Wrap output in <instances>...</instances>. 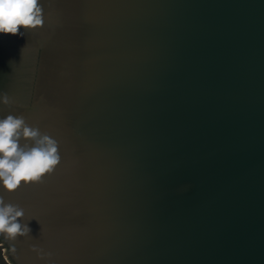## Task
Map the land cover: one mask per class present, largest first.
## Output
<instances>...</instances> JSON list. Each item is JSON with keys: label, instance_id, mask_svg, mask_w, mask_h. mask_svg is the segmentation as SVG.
Instances as JSON below:
<instances>
[{"label": "water", "instance_id": "1", "mask_svg": "<svg viewBox=\"0 0 264 264\" xmlns=\"http://www.w3.org/2000/svg\"><path fill=\"white\" fill-rule=\"evenodd\" d=\"M39 3L0 34V119L60 162L0 188L11 264H264V0Z\"/></svg>", "mask_w": 264, "mask_h": 264}, {"label": "clouds", "instance_id": "2", "mask_svg": "<svg viewBox=\"0 0 264 264\" xmlns=\"http://www.w3.org/2000/svg\"><path fill=\"white\" fill-rule=\"evenodd\" d=\"M43 10L39 0H0V34L16 36L21 28L25 30L42 27ZM3 103H9L5 94ZM31 141V145H21V139ZM60 162L58 142L38 128L26 124L22 116L8 115L0 119V188L12 193L21 186L37 182L50 173ZM24 211L18 206L6 204L0 197V235L5 240L30 233V228L16 222L23 217ZM35 250V249H34ZM0 255L5 264H11L3 253ZM11 251H15L14 248Z\"/></svg>", "mask_w": 264, "mask_h": 264}, {"label": "rangeland", "instance_id": "3", "mask_svg": "<svg viewBox=\"0 0 264 264\" xmlns=\"http://www.w3.org/2000/svg\"><path fill=\"white\" fill-rule=\"evenodd\" d=\"M0 244H1V241H0ZM3 245V244H2ZM4 248V247H3ZM5 249V248H4ZM4 255H6V252L5 253H3ZM2 255H0V258H1V260H0V264H5V262H4V260H3V256L1 257Z\"/></svg>", "mask_w": 264, "mask_h": 264}, {"label": "crops", "instance_id": "4", "mask_svg": "<svg viewBox=\"0 0 264 264\" xmlns=\"http://www.w3.org/2000/svg\"><path fill=\"white\" fill-rule=\"evenodd\" d=\"M2 257V256H1ZM0 260H1V258H0Z\"/></svg>", "mask_w": 264, "mask_h": 264}, {"label": "flooded vegetation", "instance_id": "5", "mask_svg": "<svg viewBox=\"0 0 264 264\" xmlns=\"http://www.w3.org/2000/svg\"><path fill=\"white\" fill-rule=\"evenodd\" d=\"M0 68H1V65H0Z\"/></svg>", "mask_w": 264, "mask_h": 264}]
</instances>
